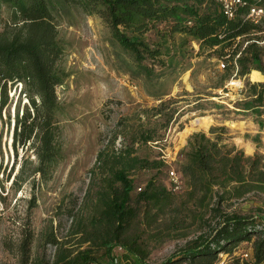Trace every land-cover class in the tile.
Masks as SVG:
<instances>
[{"label": "rangeland", "instance_id": "374dc122", "mask_svg": "<svg viewBox=\"0 0 264 264\" xmlns=\"http://www.w3.org/2000/svg\"><path fill=\"white\" fill-rule=\"evenodd\" d=\"M261 3L264 5V0ZM61 14L56 16V23L64 45L60 63L67 74L56 86L62 107L57 138L61 146L57 161L44 178L37 173L13 183L24 159L26 176L37 165V158L34 148L27 145H17V155L14 151L16 106L22 111L28 99L21 82L8 84L10 105L0 117V264H21L20 245L28 233L32 234L30 259L39 255L52 257L55 246L44 243V235L53 229L62 239L72 220L64 213L65 208L86 209V192L96 190L97 179L92 171L96 156L113 138L114 149L132 148L141 158L164 160L159 168L131 172L133 197L150 178L172 188L169 170H174L179 178L180 187L174 191L170 206L159 212L155 220V210L152 211L150 227L141 223L143 208L139 214L137 226L151 250L148 260L161 261L206 230L207 222L214 223L209 209L218 206L217 195L207 207L194 205L187 193V179L181 173L192 135L220 134L227 148L241 150L247 156L259 154L264 164V112L262 115L244 108V102L249 100L247 84L264 82V74L259 70L257 75L252 74L256 70L252 69L246 75H238L236 67L221 68L224 57L229 65L240 51L234 56L227 53L218 57L213 49L181 33L166 37L159 59L146 58L138 63L112 39L109 27L98 15L84 14L77 8ZM11 15V9L0 4V31L5 26L11 30L18 27ZM263 33L264 30L256 36L262 35L257 43L263 46L264 66ZM145 36L150 42L162 40L154 29ZM184 37L187 43H182ZM199 117L205 119L192 122ZM147 132L153 136L151 141L139 140ZM213 188L214 193L226 194L219 204L223 211L250 216L258 223L257 228L264 226V190L239 197L223 193L221 187ZM157 232H161V237ZM250 250L249 242H240L232 252H220L218 264H229L233 256L245 257Z\"/></svg>", "mask_w": 264, "mask_h": 264}, {"label": "trees", "instance_id": "16d2710c", "mask_svg": "<svg viewBox=\"0 0 264 264\" xmlns=\"http://www.w3.org/2000/svg\"><path fill=\"white\" fill-rule=\"evenodd\" d=\"M0 4L11 9L10 19L19 24L14 30L5 26L0 31V117L9 103L8 84L21 82L28 104L22 111L16 106L12 145L16 155L17 145L34 148L37 158V165L26 176L24 159L14 184L37 173L44 178L59 155L62 107L56 86L67 74L60 63L64 45L58 37L56 16L66 9L77 8L84 14L101 17L112 39L138 63L146 58L159 59L166 37L181 33L213 49L218 57L227 53L234 56L240 51L236 61L225 66L227 70L236 67L238 75H246L256 69L264 74L263 46L257 43L262 35L256 36L264 27L245 18L247 7L228 18L216 0H0ZM151 29L162 40L150 42L145 35ZM187 38H182V43H187ZM247 85L249 100L244 102V108L262 114L264 82ZM138 138L148 142L153 136L147 132ZM188 146L181 173L187 179L189 198L194 205L207 207L214 194L218 197V206L209 209L214 223L207 222V229L195 238L161 261L148 260L149 243L137 226L140 211L144 209L141 223L150 227L152 211L155 210V220L170 206L174 191L150 178L133 197L131 172L159 168L164 160L141 158L132 148L114 149L113 138L96 156L92 170L96 190L86 192V209L65 208L64 213L72 220L62 239L53 229L44 235V243L55 246L52 257L39 255L30 259L32 234L28 233L20 245L21 264H218L220 252L230 253L245 241L251 244L250 252L245 257L233 256L229 264H264V226L257 228L258 223L250 216L223 211L219 204L226 194L213 190L218 186L223 193L239 197L264 190L261 155L247 156L241 150L229 149L220 134L208 136L204 132L192 135ZM157 235L161 237V232ZM116 248L119 252H115Z\"/></svg>", "mask_w": 264, "mask_h": 264}, {"label": "built area", "instance_id": "2783aa9c", "mask_svg": "<svg viewBox=\"0 0 264 264\" xmlns=\"http://www.w3.org/2000/svg\"><path fill=\"white\" fill-rule=\"evenodd\" d=\"M220 3L223 14L232 18L239 8L247 7L248 11L245 15L246 19H249L254 24L264 25V5L261 0H216ZM228 57V55L226 56ZM225 57L220 61V67L225 68ZM264 117V116H263ZM264 132V124L262 125ZM169 178L172 185V190L177 191L180 187L179 178L174 170H169Z\"/></svg>", "mask_w": 264, "mask_h": 264}, {"label": "bare ground", "instance_id": "6f19581e", "mask_svg": "<svg viewBox=\"0 0 264 264\" xmlns=\"http://www.w3.org/2000/svg\"><path fill=\"white\" fill-rule=\"evenodd\" d=\"M252 74L257 75V70H252ZM204 119H205V117H199L192 122L197 124V123H200L201 121H203Z\"/></svg>", "mask_w": 264, "mask_h": 264}]
</instances>
